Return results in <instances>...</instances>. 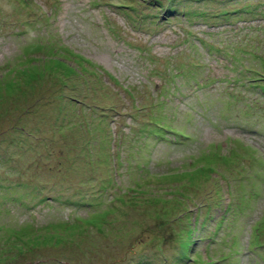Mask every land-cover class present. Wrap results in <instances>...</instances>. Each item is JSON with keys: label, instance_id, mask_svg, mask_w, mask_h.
I'll return each instance as SVG.
<instances>
[{"label": "rangeland", "instance_id": "obj_1", "mask_svg": "<svg viewBox=\"0 0 264 264\" xmlns=\"http://www.w3.org/2000/svg\"><path fill=\"white\" fill-rule=\"evenodd\" d=\"M0 27V264H264V0H0Z\"/></svg>", "mask_w": 264, "mask_h": 264}, {"label": "trees", "instance_id": "obj_2", "mask_svg": "<svg viewBox=\"0 0 264 264\" xmlns=\"http://www.w3.org/2000/svg\"><path fill=\"white\" fill-rule=\"evenodd\" d=\"M175 11V10H174ZM149 15H152V14H154V12H149L148 13ZM156 14V13H155ZM4 21H6V20H4ZM25 22H28V21H25ZM7 23H4V25H6ZM26 25H28V26H30L31 25V23L30 22H28V23H26L25 24V26ZM35 27V26H34ZM1 28V27H0ZM26 30H28L26 27L24 28V29H18V30H16L14 33V36H16V35H19V34H21L22 32H24V31H26ZM8 35H10V34H8ZM35 39V40H34ZM27 45H30V46H32L33 47V49L34 50H37V48L39 49L40 48V50H42V48H44V59H46V60H50V61H52V62H54L55 63V66L57 67L58 65H63V66H65V68H66V70L67 71H72V70H74V68H73V66H70L69 65V63L67 62V60H69L70 58H72V57H69V59H66L65 57H64V53H58L57 51H55L56 53H54L53 51H54V49H52L51 48V45H49L47 42L45 43L44 41H41V40H39V39H36V37H32V40L31 41H29L28 42V44ZM49 45V46H48ZM60 46H63V47H66L68 50H70L71 51V54L72 55H75V56H77V57H80V59L81 58H84V56L82 55V54H80V53H78V52H75L74 50H72L70 47H68V46H65L63 43H61L60 44ZM36 48V49H35ZM32 49V50H33ZM73 51V52H72ZM22 55H23V57H25V58H29V59H31V60H36V59H42L41 57H38V56H30V57H28L27 56V53H26V49L25 50H23V53H22ZM36 57V58H35ZM15 67H17V66H15ZM175 70H176V72H175ZM174 70V72H175V74H177V72L178 73H180V74H183V71H179V69H175ZM193 71V70H192ZM33 75H31V76H33L34 78H36L37 77V74H38V72L36 71H34L33 73H32ZM66 84V83H65ZM202 83H200V85H201ZM162 89V88H161ZM158 90L157 92H156V94L158 95H155V100L157 101V102H155L154 103V105H153V109L151 110V111H149L150 113H151V115H152V120L150 121V124H153V125H148V128L149 127H151V131H152V133H156V134H160L162 131H171V132H173V134L175 135V137L176 138H178V136L180 135V134H183V132H185V130L184 129H180V128H178V127H176V126H174L171 122H170V120L172 119V117H175V116H177V113L179 112V108L178 107H176L179 103H181L180 102V100H178L179 102H171V101H169V99L166 97V94H163L162 93V91H163V89L162 90ZM126 90H127V88H126ZM128 91V90H127ZM54 93V92H53ZM59 95V96H58ZM58 95H47L46 96V98L45 99H47V101L45 100V99H42V96H41V98H39V100L40 101H44L45 102V106L46 105H48V102H50V101H52V100H54L53 102H51V104H53L54 106L56 105L57 106V103H58V101H60L61 100V96L63 95H61L60 96V94L58 93ZM160 96V97H159ZM161 97H163V98H161ZM137 101V100H136ZM138 104V103H137ZM137 104H135V106L137 107L138 105ZM45 106H43V107H45ZM54 106H52V107H54ZM56 106L54 107V110H55V114H54V123L53 124H55V128L56 129H59V128H61V126H63L65 123V121L63 120L62 121V118H64L65 117V115L63 114V112H64V110L61 108V107H58V108H56ZM153 126V127H152ZM154 126H156V127H159V129L158 128H156V127H154ZM147 128V129H148ZM150 131V132H151ZM162 136H164V135H162ZM164 137H166V136H164ZM91 151V150H90ZM89 149H87V148H85L84 149V156H83V158H84V161H85V163L86 162H88L89 161V163H91V161H92V156L91 155H89ZM210 153H212V156L214 155V153L211 151V152H209V153H207V154H210ZM224 155V157H228V155L227 154H220L219 153V156H223ZM144 164L145 165H147L148 164V166H150V162L148 163V161H144ZM154 164L156 165V166H161V167H165L166 165H168V163L167 162H163V160H155L154 161ZM136 167H138V168H140L141 169V165L140 164H137V166ZM262 167H263V165H261L260 167H259V169H257L256 170V174H257V178H256V182H255V184L256 185H258L259 187H260V185H261V183H263V181H264V179L262 178V176H263V170H262ZM197 169H199V170H206V169H208V167H206V166H200L199 168H197ZM262 186L264 187V185L262 184ZM260 192V191H259ZM88 205H91V207H93V208H97V207H101L100 206V204H101V201H97V202H95V203H90V202H88L87 203ZM179 261H181V260H179Z\"/></svg>", "mask_w": 264, "mask_h": 264}]
</instances>
